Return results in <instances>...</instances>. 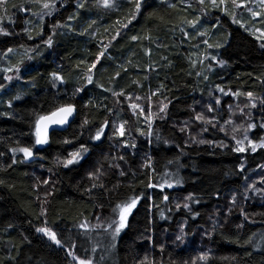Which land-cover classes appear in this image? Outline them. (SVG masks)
Returning <instances> with one entry per match:
<instances>
[{
	"label": "trees",
	"instance_id": "16d2710c",
	"mask_svg": "<svg viewBox=\"0 0 264 264\" xmlns=\"http://www.w3.org/2000/svg\"><path fill=\"white\" fill-rule=\"evenodd\" d=\"M231 2L146 0L139 13L136 0H115L111 8L100 0L0 6V28L10 33L0 35V264H72L69 252L94 264H264V148L231 150L233 137L246 132L257 142L264 135V38L248 30V21L234 22ZM43 3L55 4L51 15H44ZM196 17L193 28L188 21ZM17 65L18 74L4 71ZM69 103L74 121L38 147L39 116ZM106 120L104 136L94 140ZM121 123L123 137L114 133ZM251 123L257 127L249 129ZM81 144L89 151L78 164L58 163ZM18 147L31 148L33 157L13 153ZM137 195L142 198L118 237L81 227L94 218L111 224L116 205ZM41 227L56 231L64 247L39 234Z\"/></svg>",
	"mask_w": 264,
	"mask_h": 264
},
{
	"label": "snow or ice",
	"instance_id": "6c2138e0",
	"mask_svg": "<svg viewBox=\"0 0 264 264\" xmlns=\"http://www.w3.org/2000/svg\"><path fill=\"white\" fill-rule=\"evenodd\" d=\"M211 4L213 5H216L217 4V0H210ZM225 2V0H220V3L223 4ZM146 3V0H136V3H135V12L136 13H139L140 10H141V7L142 5ZM198 3L200 5H204L205 3V0H198ZM232 3L233 5H235L236 7H244L245 5L244 4H240L237 2V0H232ZM260 3L262 5V12H264V0H260ZM7 4V0H0V6H3ZM102 4L105 8H111V7H114L115 4H114V0H102ZM81 7H83V5H80ZM42 7L44 9H47L48 11L44 13V15H51L52 14V11L55 9V4L54 3H43ZM21 10L23 11L24 9L21 8ZM252 15L253 17H256L258 15H260V13H257L255 11L252 12ZM132 19H135V15L132 16ZM199 17H196L194 20L192 21H188L189 25L193 28L196 27V25L199 23ZM233 20L234 22L235 21V17H233ZM132 21L131 19L128 21V23L130 24ZM94 23V22H93ZM124 27H127V24L124 25ZM81 35H83L84 33H80ZM199 35L201 36H204L206 35L205 32H199L198 33ZM0 35H4V36H8L10 35L9 32L5 31L3 28H0ZM119 35V33H117V36ZM31 38V37H30ZM133 40H137L138 38L136 36H133L132 37ZM204 43H207V41L205 40ZM47 44L49 47L52 46V39L51 37H49V39L47 40ZM212 45H209V47H211ZM217 47H221L222 45L221 44H217L216 45ZM262 47H264V45H262ZM13 51V49L11 48H8L7 49V52L8 53H11ZM101 55H103L101 53ZM29 59H31V57H29ZM99 62V61H97ZM20 63H23V61H21ZM96 68V64H92L91 68L88 69L89 72L92 71V69ZM5 72H15V73H19L21 71V68L19 65H17L14 69L9 67V68H6L4 69ZM119 75V73H117V76ZM54 78L56 80H61L62 81V77L56 75L55 73L53 74ZM5 79H8V80H11L12 77L11 76H6ZM87 84L88 85H91L93 84V78L91 75L87 76ZM83 91V87H80V88H77L75 89V93H80ZM221 91H223V89H221ZM74 93V94H75ZM114 95H123V93H114ZM153 95H155V93H153ZM251 93H248V96L251 98ZM15 99H20L19 96L15 97ZM129 99H131V97H129ZM137 100L140 99V97H136ZM215 103L217 105L220 104V100L217 99L215 101ZM262 103H264V101H262ZM9 106H11V104H9ZM129 107H131L133 110H136L138 108H140V106L138 104H130ZM168 107V104H163L162 107H160L159 109V112L160 113H165V110L167 109ZM251 107L252 108H255L256 107V104L255 103H252L251 104ZM151 109V105H149V108H148V114L146 116V119H149V127H151V116H152V113L150 111ZM76 111L75 109V106L71 103L69 104H66V105H63L59 108H57L55 111L51 112L50 114L48 115H41L39 116V118L37 119L36 123H35V136H36V140H35V144L36 145H45L47 144L49 141H48V129L51 125H64V124H67L69 122V118L73 116L74 112ZM208 111L209 112H213L214 109L212 107L211 104H209L208 106ZM145 113V109L143 108H140V115H144ZM137 113L134 111L133 112V115H136ZM164 117L161 116L160 119H163ZM196 119L197 120H200V121H203L204 124H211L213 127H216V124L213 123V120L211 119H205V117L201 114H198L196 116ZM230 122V121H229ZM88 121L85 120L84 121V124H87ZM218 123V122H217ZM109 126V122L106 120L104 122V124L102 126H100V128L96 131L95 133V136L93 137L94 140L96 141H100L102 139V137L104 136V132H105V129L108 128ZM255 127H257L256 124L254 123H251L248 125V128L249 129H254ZM260 127H264V124H261ZM221 131H224V128L221 127L220 128ZM183 131V129H182ZM204 132H207L208 131V128H204L203 129ZM247 131V130H246ZM114 133H118V135L120 137H123L125 135V127H124V124L121 123L119 125V127H114ZM143 134V133H141ZM233 139H235V147H233L231 150L233 152H237V153H244L247 151L246 147H245V141L248 142V146L251 147V150L253 152H255L257 150V147L259 148H264V142H261L259 145H257L256 143H254L252 140H250L245 132V135L243 137V139H236L235 137H233ZM71 141H68V140H65L64 143H70ZM193 143H198V144H209V145H213L215 147H228V144L224 143L223 141H221L220 143H215L214 141H211V140H205V139H200V140H195L193 139L192 141ZM125 147H131L133 149L136 148V144L135 143H132L131 145H128L127 143L124 144ZM89 151V148L87 145H84V144H81L79 146L78 149L76 150H73L71 152H69L68 154V158H65L64 160H60L58 161V163H61L63 165V167L65 168H68L69 166L71 165H74V164H78L83 158L84 156L88 153ZM12 152L13 153H16V152H20V153H23V156H24V159L25 160H29L33 157V151L31 148L29 147H18V148H13L12 149ZM124 157L121 156L120 159H123ZM16 159L13 158L12 160V163H16ZM241 171H243V168H241ZM95 174L93 173H90V178H92ZM120 175L121 176H124L125 175V172L124 171H121L120 172ZM2 183V182H0ZM44 183H48V181H45ZM100 187H104L103 184L99 185ZM97 185L96 184H93L92 185V188H96ZM149 188H154V187H157V185H154V184H149L148 185ZM161 191H163L164 189V184H161L159 185ZM167 187L171 188L172 187V184L170 182H167ZM88 191H91V189H88ZM142 197H140L139 195L137 196H134L132 198H130L129 200L121 203V204H117L116 205V210H118V214H119V220H112L111 224L112 225H115V228H114V237L115 238V235H118L120 233V231L126 226V222H127V219L129 217V215L132 213L133 209H135L137 207V204L139 202V200L141 199ZM247 199V197H245ZM164 201H168L169 197L167 195H165L163 197ZM193 200V197L191 195H189L187 197V201H192ZM197 203L199 201H196ZM233 203H235V197H233ZM181 207V205L179 203L176 204V209L179 210ZM183 208L185 210H188V211H191V208H190V204L185 202L183 204ZM115 211V210H114ZM198 215V213L196 214ZM195 218V216L193 217ZM245 219L247 220L248 217L247 215H245ZM111 226V225H110ZM81 227H85V225H81ZM37 232L39 233H43L44 236H46L52 243H54L56 246L58 247H64L62 241L60 239L57 238V233L56 231H53L47 227H41V228H37ZM181 233L183 234V228H181ZM182 236H178L177 239H181ZM72 247H75V245H72ZM69 255H72L71 252L68 253ZM74 259H77L76 257H73ZM207 257H201V259H206ZM78 264H92V261L87 259V258H84V259H79L78 260ZM143 264V262H142Z\"/></svg>",
	"mask_w": 264,
	"mask_h": 264
},
{
	"label": "rangeland",
	"instance_id": "374dc122",
	"mask_svg": "<svg viewBox=\"0 0 264 264\" xmlns=\"http://www.w3.org/2000/svg\"><path fill=\"white\" fill-rule=\"evenodd\" d=\"M100 1L102 2V0H100ZM183 2H184V4H187V5L188 4L191 5L192 2L195 3V4H197V5H200L198 3V0H183ZM219 2H220V0H217V3H219ZM238 3L244 4L245 6L244 7H236L235 5H233L232 2H231V5H229V7L231 6L230 9H232L234 11L235 15H236V17H235L236 23L237 24L239 23V24H242L243 25V23H246V21H248L249 24H250L248 26V30L250 32H252L256 37H258V38H264V12H262V5L260 3V0H242L241 2H238ZM204 5H213V4H211L210 0H205ZM222 5L224 7V3ZM253 11H255L257 13H260V15H258L256 17H253V15H252V12ZM221 12H223V11L221 10ZM256 23H258L260 25L262 24L261 25L262 28H259V26H256ZM214 60H216V59H214ZM223 95L224 96H227L228 94H227V92H224ZM228 96L229 97H233L232 94H230ZM261 129L264 130V127H261ZM248 138L250 139L249 136H248ZM253 142L256 143L257 145H259L261 142H264V135L262 136V139H260L259 141H257V142L256 141H253ZM244 143H245V147L247 149L246 152H253L251 150V147L248 146V142L245 141ZM257 149H259V147H257ZM21 154H23V153H21ZM114 217H115V220H117V221L119 220L118 210H116V209L114 211ZM127 221H128V219H127ZM126 224H127V222H126ZM83 225H85L84 228L86 230H89L90 232L97 231V230H101V231H104V232H107V233H110L111 232L114 235L115 225H112V224H109V223L107 224V222L100 221L99 219H96V218H94L93 221H89V222L84 223ZM124 228L120 231V233L124 230ZM39 234L43 235V233H39ZM119 234L116 235V237H118ZM44 237L48 241H50L46 236H44ZM52 244L54 246H56L54 243H52ZM56 247H58V246H56ZM73 257H75V256L70 255V259H71L72 264H78V260L79 259H83V258H79V257H76L77 259H74ZM92 264H94L93 261H92Z\"/></svg>",
	"mask_w": 264,
	"mask_h": 264
},
{
	"label": "water",
	"instance_id": "95a60500",
	"mask_svg": "<svg viewBox=\"0 0 264 264\" xmlns=\"http://www.w3.org/2000/svg\"><path fill=\"white\" fill-rule=\"evenodd\" d=\"M76 117V111L74 112L73 116L69 118V122L64 125H51L48 129V137L51 135L53 132H64L68 129V127L71 125V123L74 121ZM38 147H41L43 145H37Z\"/></svg>",
	"mask_w": 264,
	"mask_h": 264
}]
</instances>
